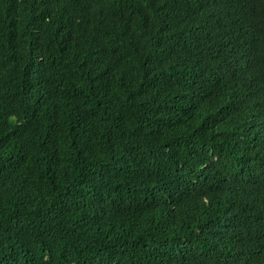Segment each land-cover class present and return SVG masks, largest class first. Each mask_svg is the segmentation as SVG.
I'll use <instances>...</instances> for the list:
<instances>
[{"label":"trees","instance_id":"obj_1","mask_svg":"<svg viewBox=\"0 0 264 264\" xmlns=\"http://www.w3.org/2000/svg\"><path fill=\"white\" fill-rule=\"evenodd\" d=\"M0 264H264V0H0Z\"/></svg>","mask_w":264,"mask_h":264}]
</instances>
